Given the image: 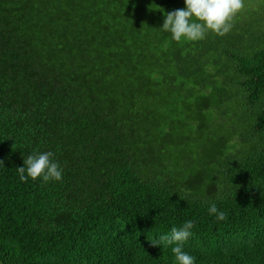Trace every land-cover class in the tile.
I'll use <instances>...</instances> for the list:
<instances>
[{"label": "trees", "instance_id": "1", "mask_svg": "<svg viewBox=\"0 0 264 264\" xmlns=\"http://www.w3.org/2000/svg\"><path fill=\"white\" fill-rule=\"evenodd\" d=\"M183 0H0V264H264V0L171 40ZM52 151L60 182H20ZM226 213L218 221L207 208Z\"/></svg>", "mask_w": 264, "mask_h": 264}, {"label": "clouds", "instance_id": "2", "mask_svg": "<svg viewBox=\"0 0 264 264\" xmlns=\"http://www.w3.org/2000/svg\"><path fill=\"white\" fill-rule=\"evenodd\" d=\"M183 3L184 8L165 14L161 28L176 42L200 41L208 33L218 36L229 33L233 18L245 7V0H183ZM0 166L3 167L2 161ZM17 173L20 182H60L64 169L52 151H45L28 155ZM207 212L218 221L226 219V213L215 203L209 205ZM193 228L194 221L187 220L180 227H171L152 245L170 249L176 264H195L196 258L184 250L185 243L193 235Z\"/></svg>", "mask_w": 264, "mask_h": 264}]
</instances>
